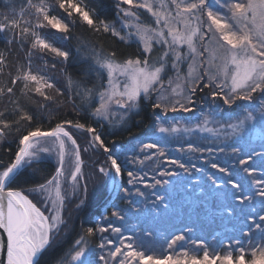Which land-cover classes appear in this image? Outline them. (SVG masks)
<instances>
[{"label": "snow or ice", "instance_id": "6c2138e0", "mask_svg": "<svg viewBox=\"0 0 264 264\" xmlns=\"http://www.w3.org/2000/svg\"><path fill=\"white\" fill-rule=\"evenodd\" d=\"M3 3L0 264H264V0Z\"/></svg>", "mask_w": 264, "mask_h": 264}, {"label": "trees", "instance_id": "16d2710c", "mask_svg": "<svg viewBox=\"0 0 264 264\" xmlns=\"http://www.w3.org/2000/svg\"><path fill=\"white\" fill-rule=\"evenodd\" d=\"M112 3V0H96V4L97 6L104 12V13H108L110 11V5ZM4 9V3L3 0H0V10ZM108 44H113L114 42L112 40L107 41ZM82 70V66L80 65H75L73 67H70L68 69L69 72H74L79 74V72ZM145 124H147V120H145L144 122ZM143 127V126H141ZM133 132H139L140 128H133L132 129ZM109 139H111V137H109ZM118 143H117V147H120L121 144L126 143L128 141V136L127 133H124V135L122 136H118L116 137ZM52 163V162H51ZM198 166L204 167L206 169V171L208 172H215V170L211 169L210 167H208L206 164H204L202 162V164H197ZM217 175H220L219 173H217ZM200 174H196V177H199ZM196 177L193 178H188L186 176H182L175 188L174 191V196L177 199H182L184 196L187 195V193H185L183 191L184 185L187 183L191 182V179H195ZM127 179V177H125V180ZM206 181V177L201 178V186L204 187L206 190L208 188L207 183H205ZM90 195H91V199L89 200L88 204L81 209L78 213L77 212H73V219L75 221V224L77 226V230H79V226L81 224H84L85 226H89V221H93L96 218H98V215L100 213H102L103 211H105V208L107 207V202L109 200V197L111 195V191H108L104 194L103 191L99 190L96 192L93 191H89ZM102 194H104V196L101 198ZM132 224L135 223V221L131 222ZM73 235H75L73 233ZM209 240H211V236H209ZM156 250L157 252H159L161 250L159 243L156 245Z\"/></svg>", "mask_w": 264, "mask_h": 264}, {"label": "rangeland", "instance_id": "374dc122", "mask_svg": "<svg viewBox=\"0 0 264 264\" xmlns=\"http://www.w3.org/2000/svg\"><path fill=\"white\" fill-rule=\"evenodd\" d=\"M117 148H119V147H117ZM173 154L175 155V153H173ZM51 162H52L53 164L55 163L54 160H52ZM194 162H196V163L199 164V165L202 164V161H194ZM140 187L142 188V190H144L142 185H140ZM99 190L103 191L104 194H105L106 192H108V191H111L110 186H105V185H104L102 182H100V181H97L95 184H90V185H89V191L96 192V191H99ZM104 194H102L101 198L104 196Z\"/></svg>", "mask_w": 264, "mask_h": 264}]
</instances>
